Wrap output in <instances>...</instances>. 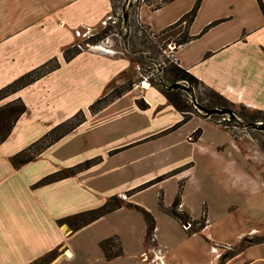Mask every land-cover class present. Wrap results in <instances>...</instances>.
<instances>
[{
	"label": "crops",
	"instance_id": "0c3cea01",
	"mask_svg": "<svg viewBox=\"0 0 264 264\" xmlns=\"http://www.w3.org/2000/svg\"><path fill=\"white\" fill-rule=\"evenodd\" d=\"M260 1L264 6V0H200L187 26L176 22L196 0H168L156 9L142 3L135 19L151 31L155 43L166 34L178 37L184 29L189 38L177 45L173 62L204 88L264 111ZM112 11V0H0V88L48 61L59 64L0 101L20 98L26 106L0 143V264H32L52 250L56 255L47 264H142L146 222L133 206L152 214L156 243L170 262L204 264L213 243L234 239L220 225L228 212L215 218L205 197L195 192L203 190L202 180H230L236 186L251 180L249 172L256 166L246 159L250 145L243 136L236 138L196 113L171 128L182 112L152 85L131 86L89 112L95 100L123 86L133 67L117 47L112 46L114 54L76 48L82 38L102 30ZM68 49L77 51L65 60ZM141 99L144 108L137 104ZM79 111L84 121L27 163L11 164L10 156ZM196 130L198 137L191 139ZM92 158L99 159L88 168L34 186L48 174ZM180 184L179 209L192 220L205 212L206 223L197 232L189 233L192 229L183 228L187 221L180 223L159 207L160 196L170 207ZM114 195L122 205L88 224L72 231L58 223ZM108 238L118 243L119 255L106 258L100 242ZM225 264H264V242L234 252Z\"/></svg>",
	"mask_w": 264,
	"mask_h": 264
},
{
	"label": "rangeland",
	"instance_id": "374dc122",
	"mask_svg": "<svg viewBox=\"0 0 264 264\" xmlns=\"http://www.w3.org/2000/svg\"><path fill=\"white\" fill-rule=\"evenodd\" d=\"M129 1L133 4L137 0H112L113 11L111 20L102 25V30L95 37L82 38L80 43L81 45H84L85 42L94 44L98 41V38L108 37L113 42V47L123 50L124 55L132 62L133 67L128 74L129 79L124 82L123 86L138 82L141 79V75H146L149 77L152 86L161 90L160 82L166 83L169 78L165 72H161V69L158 70L157 67L161 68L163 64L165 66L175 64L171 53H169L167 43L173 42L178 45L177 42L184 36V29H182V33L178 37H170L166 34L158 39L159 42L155 43L156 41L153 39L151 31L146 26L136 22L135 12L137 8L136 6L130 7L127 5ZM158 2L159 0H152V3ZM124 13L129 14V17L124 18ZM76 48H78L77 44ZM142 51H145V53H142ZM185 88L184 86L180 90L182 97L191 105L193 110V104L196 103L198 111H200H194L193 113L215 124L211 118L202 115L210 104L208 90L201 84ZM191 99L193 100L192 102L188 101ZM236 111H238L239 115L242 112L239 109ZM216 114L221 113H213V118L217 117L215 116ZM240 123L246 126V132L244 134L241 133L240 136H243L250 145V147L246 146V159L256 166L249 172L251 180H243L240 186L231 184L230 180H206V182L202 180L203 190L195 192L196 197L199 195L205 197V201L210 209L212 208L215 218H218L221 212H228L227 217L223 219V224L221 223L220 225L223 227L222 233L234 239L228 243L215 242L212 244L213 246L216 245L217 252L221 253V257L214 264H225V261L234 252L240 251L247 245L264 242L262 241L264 240V123L262 125L248 126L242 116ZM229 134L232 135V132H229ZM234 137L237 138L238 136L235 135ZM167 182L168 188L172 189L174 181L169 180ZM202 217L195 227H198L200 223L203 226L205 225L204 211L202 212ZM236 234L239 235L236 236ZM211 257L212 253H210L209 259ZM207 263L208 261L204 262V264Z\"/></svg>",
	"mask_w": 264,
	"mask_h": 264
},
{
	"label": "trees",
	"instance_id": "16d2710c",
	"mask_svg": "<svg viewBox=\"0 0 264 264\" xmlns=\"http://www.w3.org/2000/svg\"><path fill=\"white\" fill-rule=\"evenodd\" d=\"M166 1L168 0H159L158 3H152V0H144L143 3L149 5L152 9H156V8H159L161 4H163ZM199 2L200 0H196L192 9L186 14H184L176 22V24L180 23L181 21H185L186 26H187L196 14ZM140 4H141L140 0H137L133 4H131L130 1L128 3L130 7L136 6L137 9L140 6ZM260 5H261L262 10L264 11V6L261 3V1H260ZM183 34L184 36L180 39V41L177 42V44L183 43L189 38V36L186 34V31H184ZM76 51L72 52L69 49L65 50L63 54L64 59L65 60L70 59L76 53ZM58 65L59 64L55 60L48 61L40 65L39 67L17 77L10 83L0 88V101L10 96L11 94H14L21 88L25 87L26 85L39 79L40 77L47 74L48 72L54 70L55 68L58 67ZM163 65H161V68H160L161 72H165V74L168 75L169 81L166 80L167 81L166 83L160 82L162 86L161 91L166 96L167 100L177 110L182 112V119L171 127V128H176L178 125L182 124L187 119H189L190 115L195 110H193L191 108V105L188 104L187 101L182 97L180 90L184 86L182 84H179L178 87L174 89L171 87L172 84L178 81L184 80L188 82L189 84L188 87H192L196 84H200V82L192 74H190L188 71L181 68L177 64H169V66H165V64ZM131 86H132V83L129 84L128 86L113 87L109 93L101 96L100 98H98L92 104L89 105L88 107L89 112L94 113L100 110L110 100H112L113 98L117 96H120L125 91L131 89ZM206 89L208 90V96H209V101H210L209 102L210 104L207 107V109L217 108V109H222L224 111H231V110L239 109L240 111L242 110L240 115L246 121L248 126L256 125L255 124L256 121H262V124L264 123L263 110L249 108L242 104H236V103L230 102L229 100H227L225 97L215 92L214 90L210 88H206ZM137 104L141 108L146 107V103L142 99L140 101H137ZM25 110H26V106L20 98L9 100L6 103L0 105V143H2L8 138L15 122L18 120V118L22 115V113ZM260 113H262V115H260ZM84 119H85L84 112L83 111L77 112L69 119L63 121L62 123L50 129L48 132L42 135L39 139L29 144L26 148L10 156L9 160L11 164L14 167H19L27 163L28 161L32 160L35 156L40 154L46 147H48L49 145L57 141L60 137H62L63 135L71 131L73 128H75L82 121H84ZM199 133H200V130H196L194 133L191 134V139L198 137ZM98 159L99 158L88 159L81 163L75 164L74 166L67 167L57 172L48 174L42 177L39 181H37L34 184V186H39V185L50 183L52 181H55L61 178L71 176L85 168H88L89 166L94 164ZM153 181L154 180L147 182L146 184H144V186L151 184ZM180 190H181V184L179 186L178 192L175 195L174 200L172 204L170 205V207H165L163 205L162 198L160 196L159 207L160 209H162L169 215L176 218L180 223H184L185 221H190L191 222L190 230L192 229V231H190L189 233L197 232L199 228L203 227V225L200 223V225L195 228L196 223L200 221L192 220L185 212L179 209ZM121 205H122L121 199H119L117 196L114 195V196H111L108 200H106L101 206L94 208V209H90V210L79 212L73 215L66 216L64 218L59 219L58 223H66L72 229V231H74L88 224L89 222L95 220L101 215L106 214L120 207ZM133 207H135L142 214L146 222V239H147L150 237L153 231L154 218L152 214L149 213L144 208L139 207V206H133ZM193 229H197V230H193ZM100 246L102 250L104 251L106 258H111L113 256L120 254V247L118 246V243L115 242L114 238H108L106 240L101 241ZM56 252L57 250H52L32 264H47L56 255Z\"/></svg>",
	"mask_w": 264,
	"mask_h": 264
},
{
	"label": "built area",
	"instance_id": "2783aa9c",
	"mask_svg": "<svg viewBox=\"0 0 264 264\" xmlns=\"http://www.w3.org/2000/svg\"><path fill=\"white\" fill-rule=\"evenodd\" d=\"M143 1L144 0H140L141 4L143 3ZM127 5H128V2H127ZM110 18H111V16L108 19H110ZM106 22H107V20H105L103 23H106ZM183 23H185V22H183ZM76 34L79 36L80 35L85 36L86 32L80 34L77 31ZM89 37H90V35H87V38H89ZM108 43H109V45L105 47L104 44H108ZM112 46H113V42L108 37L101 39V41L98 44L85 43L83 46V45L77 43V47L79 49L97 48V49L104 50L106 52L114 54L117 51ZM167 47H168L169 53H171L172 60H174L173 52H174L175 48L177 47V45H175V43H173V42H168ZM163 51H165V50H163ZM138 68H140V67H138ZM157 69L160 70V67L158 66ZM140 77H141V79L138 80V82L132 83L133 84L132 86H138L142 89H147L152 85L148 76L141 75ZM178 83L182 84L186 88H187V86H189L188 83L184 80L178 81ZM188 101L192 102L193 100L191 99ZM193 106H194L195 111L200 112V111H198L196 103H194ZM237 112L238 111H236V110L224 111L221 114H218V115L216 114L215 115V116H217L216 118H213L212 114H208L206 112L202 113V115H204L208 118H211L217 126L222 127L227 132H230V133L232 132V135L234 134V136L235 135L240 136L241 133L244 134L246 132V126L242 125L241 123L239 124V121L241 120V116ZM255 124L256 125H262V121H256ZM190 227H191V222H189V221H187L185 224H183L184 229H190ZM146 244H147L146 248L143 250V252L141 253V256H140L142 264H179L176 262H170L169 261L166 252L158 245V243H156L155 235L153 232L151 233L150 237L147 239ZM210 251L212 253V257L209 259L207 264H214L217 262L218 258L221 257V253L217 252L216 245L215 246L211 245Z\"/></svg>",
	"mask_w": 264,
	"mask_h": 264
},
{
	"label": "water",
	"instance_id": "95a60500",
	"mask_svg": "<svg viewBox=\"0 0 264 264\" xmlns=\"http://www.w3.org/2000/svg\"><path fill=\"white\" fill-rule=\"evenodd\" d=\"M127 16H128V14L124 13V18H127ZM178 85H179V83L176 82V83L172 84L171 87L175 89V88L178 87ZM206 112L209 113V114H213V113H222V112H224V110L213 108V109H207Z\"/></svg>",
	"mask_w": 264,
	"mask_h": 264
}]
</instances>
